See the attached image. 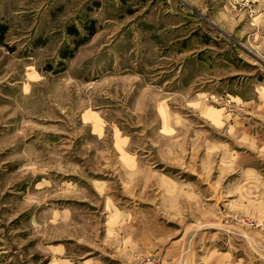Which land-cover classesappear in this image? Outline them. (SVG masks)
I'll use <instances>...</instances> for the list:
<instances>
[{"label": "rangeland", "instance_id": "rangeland-1", "mask_svg": "<svg viewBox=\"0 0 264 264\" xmlns=\"http://www.w3.org/2000/svg\"><path fill=\"white\" fill-rule=\"evenodd\" d=\"M0 264H264V0H0Z\"/></svg>", "mask_w": 264, "mask_h": 264}]
</instances>
